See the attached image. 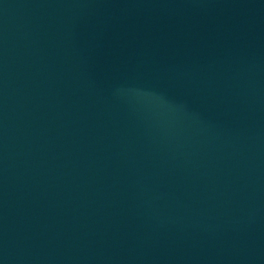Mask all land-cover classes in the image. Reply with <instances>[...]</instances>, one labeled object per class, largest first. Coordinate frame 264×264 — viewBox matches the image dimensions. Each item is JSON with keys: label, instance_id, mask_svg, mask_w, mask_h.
<instances>
[{"label": "water", "instance_id": "water-1", "mask_svg": "<svg viewBox=\"0 0 264 264\" xmlns=\"http://www.w3.org/2000/svg\"><path fill=\"white\" fill-rule=\"evenodd\" d=\"M0 264H264V0H0Z\"/></svg>", "mask_w": 264, "mask_h": 264}]
</instances>
